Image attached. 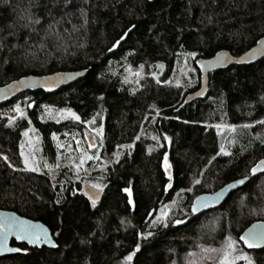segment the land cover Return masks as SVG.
Wrapping results in <instances>:
<instances>
[{
    "label": "trees",
    "instance_id": "16d2710c",
    "mask_svg": "<svg viewBox=\"0 0 264 264\" xmlns=\"http://www.w3.org/2000/svg\"><path fill=\"white\" fill-rule=\"evenodd\" d=\"M29 14L39 23L29 24ZM263 37L264 0H0V87L87 71L56 94L30 92L0 106V209L44 223L58 244L39 250L13 242L26 254L0 264H219L229 236L239 253L264 264V250L239 240L264 222V175L251 173L264 158V60L211 73L205 98L193 103L186 98L200 88L198 70L189 88L163 82L181 59L195 64L223 50L241 56ZM126 65L145 75L127 82ZM164 65L166 74L152 75ZM45 107L70 109L80 120H45ZM30 125L52 162L57 136L75 130L86 140V125L98 127L106 155L131 149L102 176L78 182L63 171L56 185L25 169ZM216 125L240 129L229 155L220 153ZM241 178L250 182L222 206L192 213L199 196ZM88 183L103 187L94 207L83 192ZM168 204L174 210L165 228L155 221Z\"/></svg>",
    "mask_w": 264,
    "mask_h": 264
},
{
    "label": "water",
    "instance_id": "95a60500",
    "mask_svg": "<svg viewBox=\"0 0 264 264\" xmlns=\"http://www.w3.org/2000/svg\"><path fill=\"white\" fill-rule=\"evenodd\" d=\"M263 60H264V37L261 38L254 47H252L250 50H248L246 53H244L241 56H234L229 51L223 50L218 52L215 56L211 58L198 59L195 65L200 73L201 85L197 91L187 96L186 103H193L195 101L203 100L205 98L207 91L209 89L211 73L220 70H226L231 66L256 65ZM86 74L87 71L59 72L48 76L31 75L21 78L19 80L11 82L10 84L4 87H0V106L5 105L17 99L21 95L30 92L35 93L38 91H43L48 94H56L62 89L68 88L73 84L77 83L78 81L83 79L86 76ZM86 139L89 145H93L92 147L89 146L90 149H94L97 147V144L93 136L86 133ZM261 161H264V158L261 159L259 162H257L256 165L260 164ZM256 165L254 167H256ZM168 174H171L170 169L168 170ZM260 175H264V166H262L261 170H258L255 175L252 174L254 178ZM241 180H243L244 183L242 184L239 183V181ZM249 182H250V178H241L226 184L224 187H222L215 193L204 194L199 196L198 198L200 199L199 200L195 199V201L193 202L191 206V211L193 205L194 204L199 205L201 201L206 200L207 206L200 207L195 213L193 212L192 213L195 216H200L206 212L219 208L231 197L232 194L236 193L240 189L247 186ZM83 192L85 195L87 193L86 196L88 198L91 196L94 199H96V203L100 202L104 194L103 190L99 191L98 189L93 188L92 184L89 183L84 185ZM10 220L26 221L29 224L38 225L39 226L38 230L41 232V237H42L41 240L33 241L30 243L28 239H17L15 234L6 233L5 228L3 226L6 225ZM254 226H256L255 229ZM250 230H255V231L264 230V222H258L252 224L244 231L242 235L247 234ZM44 233L47 234L46 237L44 236ZM0 241H3V244L0 245V258L15 256L19 254L22 255L26 254V252L24 250H21L20 248H19L20 251H12V249L18 248L12 245L13 242H16L19 245H26L29 248H36L39 250H42L43 248H47V249L58 248V244L55 241L51 230L44 223L25 218L12 211L1 210V209H0ZM241 242L249 250H264V243H262L261 246L258 248H248L247 245L243 243V241Z\"/></svg>",
    "mask_w": 264,
    "mask_h": 264
},
{
    "label": "rangeland",
    "instance_id": "374dc122",
    "mask_svg": "<svg viewBox=\"0 0 264 264\" xmlns=\"http://www.w3.org/2000/svg\"><path fill=\"white\" fill-rule=\"evenodd\" d=\"M189 59L190 58L181 59L178 64L175 65L173 71L169 72L168 74L165 72L167 67L164 65V70L163 67L158 71L155 69L152 75L160 79L161 75H163L165 72V76L168 77H166L163 82L189 88L194 83L193 78L197 71L194 62ZM144 73L145 72L142 68L134 70L132 67L126 65L125 80L129 82L135 80L136 78L140 79L143 75H145ZM43 111L44 119L54 123H61L72 118V116L69 115L67 111L61 112V110H58L54 107H45ZM16 116L19 117L20 115L16 113ZM86 127L89 130L88 134L94 137L97 147L90 149L87 139H83L80 131L74 130L72 132L66 133L65 136H57L56 159L54 162H52L51 160L49 161L44 158L42 139L38 134V130L33 125H30L23 132V147L21 148V151L24 154L22 155L23 162L25 160V156H27L32 166L38 169L35 172L49 175L56 185L62 184L59 176L63 171L73 173L75 180L78 182L89 178L93 175V172H99V175L102 176L108 165L119 160L125 152H129L131 146H123L114 154L106 155L104 153V146L102 142L103 137L101 136L98 127L90 125H86ZM216 129L218 130V134L221 138V149L223 148L224 150L222 152L220 149V153L225 155L224 153L226 152L227 155H229L232 151V147L237 143L236 137L239 134L238 131L240 129L228 125H216ZM25 132L28 133L27 136L24 135ZM88 157L92 158L89 159ZM167 164L169 165L168 158ZM172 206V204L163 206L157 214V219L160 217L162 211L167 212L168 215L173 212L174 209ZM241 253L250 257V255L246 252ZM236 264H246V261L237 260ZM253 264L256 263L253 261Z\"/></svg>",
    "mask_w": 264,
    "mask_h": 264
},
{
    "label": "snow or ice",
    "instance_id": "6c2138e0",
    "mask_svg": "<svg viewBox=\"0 0 264 264\" xmlns=\"http://www.w3.org/2000/svg\"><path fill=\"white\" fill-rule=\"evenodd\" d=\"M27 21L29 24H33V23H39V20H34L31 17V14H29L26 17ZM27 26V25H26ZM29 107H31V105H29ZM15 111L21 116H24V113L22 112V110L19 108V106L16 107ZM67 111V113L69 115L72 116L73 119L79 121L80 117L76 116L75 113H72L71 110H61V112ZM10 118V122H11ZM94 122V121H93ZM258 123L264 124V121H258ZM220 127V126H217ZM245 128L250 127V125H244ZM25 136L28 135L27 132L24 133ZM55 138V137H53ZM90 147H92L93 145H89ZM23 147V145H22ZM221 151L223 152V148L221 149ZM22 155H24L23 153H21ZM225 155H227V153H224ZM89 159H91L92 157H88ZM83 162V161H82ZM25 169L28 171H37L38 169L34 166H32V164L29 161V158L27 156H25ZM262 166H264V161H261L260 164L256 165V167L251 169V173L253 175H255L257 173L258 170H261ZM165 167L166 169L168 167H170V165L167 164V157H165ZM196 183H199V181H196ZM239 183H244L243 180L239 181ZM93 188L98 189L99 191L103 190V187L100 185H92ZM169 187H171V185H169ZM125 191H128L127 189H125ZM87 195V193H86ZM89 199L92 200V204L93 207L96 204V199H94L93 197H89ZM198 200L200 198H197ZM129 203H131V200H129ZM207 206V201H201V203L199 205L194 204L192 207V212L195 213L198 208L200 207H206ZM168 216V213L165 211L161 212L160 217L155 221V223H163V227H168V223L166 221V217ZM184 221L183 220H176L175 224L179 225V224H183ZM5 228V232L6 233H12L15 234L17 239H28L29 242H33V241H40L41 240V232L38 230L39 226L38 225H33V224H29L26 221H14V220H10L6 225L3 226ZM256 226H254L255 229ZM46 233H44V236L46 237ZM149 236L152 235V233H148ZM239 240L243 241V243L245 245H247L248 248H258L261 246L262 243H264V230L261 231H255V230H250L247 234L242 235L239 237ZM3 244V241H0V245ZM235 244L236 241L233 240L230 236L226 238V243L224 246V250H223V256L219 261V264H236L237 260H243L246 261V264H253V261L250 257H248L247 255L243 254V253H239L238 250L235 248ZM137 251H139V245H137L136 248ZM12 251H20L19 248L17 249H12ZM205 252H216L218 251L215 248H207L204 249ZM235 253V254H234ZM132 255L130 254L129 256L126 257V260L131 261L132 259ZM189 255H194V253H189ZM190 264H194V262H190Z\"/></svg>",
    "mask_w": 264,
    "mask_h": 264
},
{
    "label": "flooded vegetation",
    "instance_id": "af4514ba",
    "mask_svg": "<svg viewBox=\"0 0 264 264\" xmlns=\"http://www.w3.org/2000/svg\"><path fill=\"white\" fill-rule=\"evenodd\" d=\"M12 245H13V243H12ZM19 245V244H18ZM14 246V245H13Z\"/></svg>",
    "mask_w": 264,
    "mask_h": 264
}]
</instances>
